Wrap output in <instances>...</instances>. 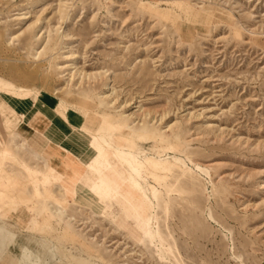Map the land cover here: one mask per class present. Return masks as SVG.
Here are the masks:
<instances>
[{"label": "rangeland", "instance_id": "rangeland-1", "mask_svg": "<svg viewBox=\"0 0 264 264\" xmlns=\"http://www.w3.org/2000/svg\"><path fill=\"white\" fill-rule=\"evenodd\" d=\"M4 95L89 156L7 140L0 264H264V0H0Z\"/></svg>", "mask_w": 264, "mask_h": 264}, {"label": "crops", "instance_id": "crops-1", "mask_svg": "<svg viewBox=\"0 0 264 264\" xmlns=\"http://www.w3.org/2000/svg\"><path fill=\"white\" fill-rule=\"evenodd\" d=\"M2 97L7 103L0 102V151L3 153L0 165L3 164L5 156L4 145L13 136L20 140L26 139L33 150L43 152V156L61 171L64 169L65 149L81 161L87 159L89 152L79 146L80 144L85 148L86 140L83 139L86 135L82 133L81 138L75 135L76 129L73 126L77 121L71 108L62 116L56 110L57 102L51 98L44 100L40 95L36 102L32 98L19 100L7 95ZM90 191L95 194L93 190ZM79 197L77 196V200ZM129 198L131 202L137 203Z\"/></svg>", "mask_w": 264, "mask_h": 264}, {"label": "bare ground", "instance_id": "bare-ground-1", "mask_svg": "<svg viewBox=\"0 0 264 264\" xmlns=\"http://www.w3.org/2000/svg\"><path fill=\"white\" fill-rule=\"evenodd\" d=\"M78 129H79L78 131L81 133H84L83 130H87V129H84L83 127H79ZM88 136L91 139L90 147L93 149V152L97 153L100 156H103L104 154L107 153V151H109V149H110L109 143L107 142V139L104 136L100 135L97 131L89 132ZM0 157H3L2 151H0ZM3 166H4L3 164L0 165V172L1 173H3L2 172ZM0 200H2L1 196H0ZM153 229H154V227H153Z\"/></svg>", "mask_w": 264, "mask_h": 264}]
</instances>
